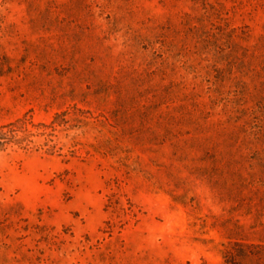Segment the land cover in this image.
<instances>
[{
    "label": "rangeland",
    "instance_id": "rangeland-1",
    "mask_svg": "<svg viewBox=\"0 0 264 264\" xmlns=\"http://www.w3.org/2000/svg\"><path fill=\"white\" fill-rule=\"evenodd\" d=\"M237 243L264 244V0H0V264Z\"/></svg>",
    "mask_w": 264,
    "mask_h": 264
},
{
    "label": "trees",
    "instance_id": "trees-1",
    "mask_svg": "<svg viewBox=\"0 0 264 264\" xmlns=\"http://www.w3.org/2000/svg\"><path fill=\"white\" fill-rule=\"evenodd\" d=\"M58 117L55 115L54 119ZM238 250L226 251L223 259L226 264H241L240 259L251 257L252 259L264 262V244H235ZM230 250V249H229Z\"/></svg>",
    "mask_w": 264,
    "mask_h": 264
}]
</instances>
